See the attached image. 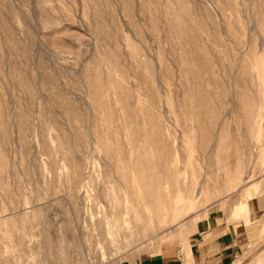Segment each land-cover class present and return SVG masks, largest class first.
<instances>
[{
  "label": "rangeland",
  "instance_id": "1",
  "mask_svg": "<svg viewBox=\"0 0 264 264\" xmlns=\"http://www.w3.org/2000/svg\"><path fill=\"white\" fill-rule=\"evenodd\" d=\"M211 219L264 238V0H0V264H191Z\"/></svg>",
  "mask_w": 264,
  "mask_h": 264
},
{
  "label": "crops",
  "instance_id": "2",
  "mask_svg": "<svg viewBox=\"0 0 264 264\" xmlns=\"http://www.w3.org/2000/svg\"><path fill=\"white\" fill-rule=\"evenodd\" d=\"M246 227L210 220L190 244L191 264H264V238ZM147 261V260H146ZM144 264H187L181 256L164 255Z\"/></svg>",
  "mask_w": 264,
  "mask_h": 264
}]
</instances>
